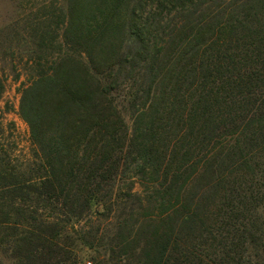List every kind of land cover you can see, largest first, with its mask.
Wrapping results in <instances>:
<instances>
[{"label": "trees", "instance_id": "trees-1", "mask_svg": "<svg viewBox=\"0 0 264 264\" xmlns=\"http://www.w3.org/2000/svg\"><path fill=\"white\" fill-rule=\"evenodd\" d=\"M2 42L34 150L0 264H264V0H56Z\"/></svg>", "mask_w": 264, "mask_h": 264}, {"label": "rangeland", "instance_id": "rangeland-1", "mask_svg": "<svg viewBox=\"0 0 264 264\" xmlns=\"http://www.w3.org/2000/svg\"><path fill=\"white\" fill-rule=\"evenodd\" d=\"M19 1L23 5L22 9L18 0H0V32L11 26L19 17L32 19L43 6L56 0ZM9 46L10 44L4 42L0 44V54L7 53V60L1 59L0 56V75L5 85L0 100V154L10 156L12 163H17V160L29 159L34 150L29 126L20 114L22 89L28 82L30 66L26 64L23 45L21 48L13 45L8 51ZM17 74L21 76L16 79ZM136 191H140L139 186L136 187Z\"/></svg>", "mask_w": 264, "mask_h": 264}]
</instances>
